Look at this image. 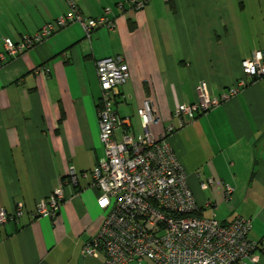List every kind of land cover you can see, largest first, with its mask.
Here are the masks:
<instances>
[{"label":"crops","instance_id":"crops-1","mask_svg":"<svg viewBox=\"0 0 264 264\" xmlns=\"http://www.w3.org/2000/svg\"><path fill=\"white\" fill-rule=\"evenodd\" d=\"M75 1L85 17L111 7L115 29L100 27L87 38L72 23L0 65V208L10 215L0 223V264H105L103 254L83 255L82 248L103 216L90 175L104 156L96 62L115 55L129 68L115 103L129 117V132H144L137 111L145 101L156 116L147 127L154 138L172 123L177 131L169 143L200 214L250 219L255 264H264V76L249 77L235 95L184 125L172 113L197 100L199 82L211 95L228 92L243 76L241 60L264 51V0H150L140 10L127 0ZM67 8V0H0V53L5 39L33 35ZM122 134L118 127L115 139ZM71 167L88 173L75 185L67 182ZM226 185L234 189L229 199ZM59 186L55 215H36L38 201ZM18 208L21 214L12 215Z\"/></svg>","mask_w":264,"mask_h":264},{"label":"built area","instance_id":"built-area-1","mask_svg":"<svg viewBox=\"0 0 264 264\" xmlns=\"http://www.w3.org/2000/svg\"><path fill=\"white\" fill-rule=\"evenodd\" d=\"M133 10L143 9L150 0H127ZM165 2L170 0H163ZM67 10L47 22L33 35H24L19 41L4 40L0 65L6 55L23 54L28 48L57 29L78 23L87 38L100 27L114 30L116 23L111 7H104L100 15L85 17L75 0H67ZM119 6L121 4L119 3ZM243 76L228 92L211 95L205 82L196 87L197 100L180 103L173 115L181 125L194 120L199 114L217 107L223 99L235 95L248 83L249 77L264 76V51L256 50L241 60ZM100 86L98 106L99 139L104 156L90 171L91 186L97 194V205L103 211L101 224L84 244L83 255L105 256V264H125L149 258L156 264H255L259 260L258 244L249 238L251 220L236 216L229 221L200 214L188 174L173 151L169 138L177 129L170 123L158 138L148 125L155 121L150 105L145 101L138 108L144 132H129V117H121L115 107L119 87L129 79V68L121 55L104 57L96 62ZM123 128L122 140L114 132ZM71 167L67 182L77 184L80 176ZM199 176V172L196 173ZM211 179L200 183L206 188ZM226 185V199L233 193ZM63 197L62 187L54 189L48 199L37 203L36 215L54 216ZM206 206L211 207L209 201ZM21 206V205H20ZM19 206V207H20ZM21 214L18 208L12 215ZM10 215L0 208V223Z\"/></svg>","mask_w":264,"mask_h":264}]
</instances>
